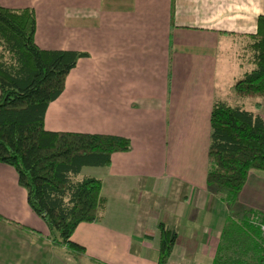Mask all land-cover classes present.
Returning <instances> with one entry per match:
<instances>
[{"label":"crops","instance_id":"crops-1","mask_svg":"<svg viewBox=\"0 0 264 264\" xmlns=\"http://www.w3.org/2000/svg\"><path fill=\"white\" fill-rule=\"evenodd\" d=\"M0 5L34 9L41 49L89 55L49 106L45 129L118 136L132 145L114 154L110 167L81 171L102 181L107 205L100 223L80 224L71 238L85 249L80 261L54 244L16 169L0 164V216L28 228L0 221V264H158L161 224L177 234L167 264H213L228 219L264 215V172H249L234 206L207 184L213 106L234 107L232 86L252 70L241 45L257 32L264 0ZM243 100L264 120V98Z\"/></svg>","mask_w":264,"mask_h":264},{"label":"trees","instance_id":"trees-1","mask_svg":"<svg viewBox=\"0 0 264 264\" xmlns=\"http://www.w3.org/2000/svg\"><path fill=\"white\" fill-rule=\"evenodd\" d=\"M34 9L0 5V164L14 167L32 210L49 227L50 239L65 246L77 261L85 249L72 241L82 223H100L107 201L102 181L81 177L85 167H110L116 153H127L129 139L100 134L51 132L45 129L49 106L61 97L68 76L87 53L41 49L36 41ZM243 58L252 70L237 79L234 96L264 98V16L248 35ZM211 168L207 184L234 206L251 170L264 172V120L240 106L217 101L211 114ZM250 211L228 219L213 264H264V233L250 223ZM1 222L27 230L0 216ZM158 264H167L177 234L160 225Z\"/></svg>","mask_w":264,"mask_h":264},{"label":"rangeland","instance_id":"rangeland-1","mask_svg":"<svg viewBox=\"0 0 264 264\" xmlns=\"http://www.w3.org/2000/svg\"><path fill=\"white\" fill-rule=\"evenodd\" d=\"M243 43V42H242ZM246 46H247V42L246 43H244V45L242 44L241 45V49H242V53H245L246 52ZM245 51V52H244ZM233 96L232 97H234V98H232L233 100H232V103L233 104H231V105H233V106H235L234 104H236V100L241 104V103H244L243 104V108H246V110L247 109H250L251 107H250V104L251 103H253L251 100H243V99H241V98H237L236 96H234V94H232ZM236 99V100H235ZM249 101H251V102H249ZM255 102H256V100H255ZM253 107V106H252Z\"/></svg>","mask_w":264,"mask_h":264},{"label":"built area","instance_id":"built-area-1","mask_svg":"<svg viewBox=\"0 0 264 264\" xmlns=\"http://www.w3.org/2000/svg\"><path fill=\"white\" fill-rule=\"evenodd\" d=\"M250 223H252V225H255L256 227H258L262 233H264V221L261 219V217L257 214H253L250 218Z\"/></svg>","mask_w":264,"mask_h":264}]
</instances>
